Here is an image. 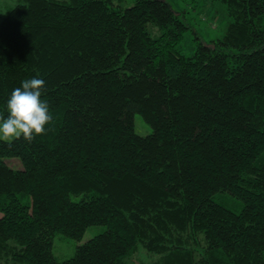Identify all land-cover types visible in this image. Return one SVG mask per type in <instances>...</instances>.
I'll return each mask as SVG.
<instances>
[{
    "label": "trees",
    "instance_id": "trees-1",
    "mask_svg": "<svg viewBox=\"0 0 264 264\" xmlns=\"http://www.w3.org/2000/svg\"><path fill=\"white\" fill-rule=\"evenodd\" d=\"M126 1H4L0 116L38 76L53 119L0 140V264H264V0H221L224 34L191 56L165 0Z\"/></svg>",
    "mask_w": 264,
    "mask_h": 264
},
{
    "label": "rangeland",
    "instance_id": "rangeland-1",
    "mask_svg": "<svg viewBox=\"0 0 264 264\" xmlns=\"http://www.w3.org/2000/svg\"><path fill=\"white\" fill-rule=\"evenodd\" d=\"M4 1L0 4L4 6ZM13 0H10L12 2ZM174 10L180 19L187 25L183 38L179 44V50L188 56H191L197 47V36L203 42H209L212 39L221 37L231 20L226 12V5L221 0H165ZM130 0L122 2L121 5H129ZM5 6L0 10L3 14ZM2 15H0V18ZM148 29L152 36L160 33L159 29L149 24ZM134 131L139 135H147L152 131V127L143 119L141 114L134 115ZM5 163L13 169L23 168L22 161L18 156H5ZM106 229L105 225H91L85 229L79 239L64 236L61 233H55L52 239V253L58 260L71 257L74 254L77 245L86 242L88 239L102 233ZM139 251L145 250L140 249ZM138 251V252H139ZM138 254L134 255V260L138 259Z\"/></svg>",
    "mask_w": 264,
    "mask_h": 264
},
{
    "label": "clouds",
    "instance_id": "clouds-1",
    "mask_svg": "<svg viewBox=\"0 0 264 264\" xmlns=\"http://www.w3.org/2000/svg\"><path fill=\"white\" fill-rule=\"evenodd\" d=\"M46 81L33 76L21 81L6 100V116H0V140L8 142L23 137L31 141L46 131L53 119L49 103L42 98Z\"/></svg>",
    "mask_w": 264,
    "mask_h": 264
}]
</instances>
